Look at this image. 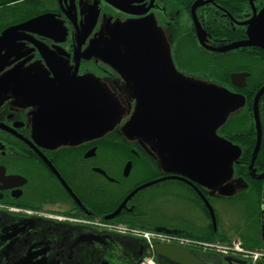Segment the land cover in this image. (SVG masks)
I'll return each instance as SVG.
<instances>
[{"label":"flooded vegetation","instance_id":"af4514ba","mask_svg":"<svg viewBox=\"0 0 264 264\" xmlns=\"http://www.w3.org/2000/svg\"><path fill=\"white\" fill-rule=\"evenodd\" d=\"M35 3L33 14L0 30V264H250L174 240L149 244L107 224L201 241L221 235L214 201L264 199V178H255L264 174L256 162L264 91L251 161L264 47L229 48L248 40L264 0ZM43 14L49 22L35 24ZM251 128L247 159L245 143L229 137ZM219 139L230 143L226 158ZM202 146L216 157L209 182L187 167ZM228 185L232 195H222ZM176 201L194 209V221L169 212ZM261 214L249 241L264 255Z\"/></svg>","mask_w":264,"mask_h":264},{"label":"rangeland","instance_id":"374dc122","mask_svg":"<svg viewBox=\"0 0 264 264\" xmlns=\"http://www.w3.org/2000/svg\"><path fill=\"white\" fill-rule=\"evenodd\" d=\"M126 50L130 51L129 48H127ZM217 141L222 142L221 139ZM234 147L236 148L235 156H237L238 154H240L241 147L239 145L238 146L234 145ZM206 149L207 148L203 146L194 148L192 150V154L187 164V167L188 168L190 167V170L201 171L202 172L201 178L204 181L209 182L211 181V179H214L215 177V172L214 170L211 169V167L213 166V164L214 166H216L215 165L216 157L213 152L208 151ZM229 171L231 172V176H232L233 175L232 162H230ZM262 187H263V193H264V183ZM254 193L255 192L250 193L251 195L248 196V199L246 198L244 200H241V202H238V203L236 202L227 203L226 201H223V202L214 201L213 204L215 205V209L217 211V214H215L216 230L219 234H221L218 237L224 235V237H226L229 243H231L232 240L242 242L243 238L251 239L252 237H255L257 233H259V229L261 226L260 225V212H262L261 215L263 217V222H264V199L262 197V193L260 196H256L254 195ZM259 198L261 201L258 203L256 199L259 200ZM262 199H263V202H262ZM251 200L256 201V203L251 204ZM168 205L171 206L169 212L171 211L173 213L175 212L176 214L175 216L181 215V218H183L184 221H188V220L194 221L193 212H192L194 211V209L192 207H183L178 201H176L175 203L168 204ZM251 217H253V220H251ZM189 230L194 231L193 228H190ZM238 235L242 236V239H238L237 238ZM251 250L256 251V249H252V248ZM229 254H238L242 258L252 260L251 258L244 257L241 253H229ZM258 259L259 258H257L256 261Z\"/></svg>","mask_w":264,"mask_h":264},{"label":"water","instance_id":"95a60500","mask_svg":"<svg viewBox=\"0 0 264 264\" xmlns=\"http://www.w3.org/2000/svg\"><path fill=\"white\" fill-rule=\"evenodd\" d=\"M51 15L49 14H43V15H39L33 19H35V22L32 20V21H23L21 23H18V24H13L11 25L10 27H8L7 29H16V30H21L23 31L25 28L27 29V27L29 26V24L31 23H35V24H38V25H44L48 22H46L48 20V18H50ZM6 29V30H7ZM135 27L133 26L130 30L127 31V27L124 28V33H130V34H134L135 33ZM5 32V31H4ZM3 32V33H4ZM2 33V34H3ZM247 33H248V40L244 43H239V44H235L233 46H230L229 48H232V47H237V46H240V45H255V46H260V47H264V9H262L258 15L250 22L249 26H248V30H247ZM110 43H113V42H110ZM228 48V49H229ZM127 59V58H125ZM130 59V58H129ZM131 60V59H130ZM139 85H142V83L137 79ZM264 91V87H262L255 95V99H254V108H253V111H254V118H255V129H256V143H255V146H254V150H253V153H252V159L251 161L254 160V157L259 149V146H260V141H261V125H260V122H259V118H258V112H257V99L259 97V95ZM236 101V99L232 102V104ZM200 109H201V106H200ZM212 117H214V114H212V116L210 117V119H212ZM208 119V120H210ZM192 143H195V142H192ZM219 144L223 147V157H228L229 153H231V151L228 150V147L230 145L229 142L225 141V140H222V142H219ZM228 163H227V160L225 159L223 161V167L227 166ZM252 167V164L249 165V168ZM256 179H262L264 178V174H261L259 176H256L255 177ZM224 191L222 192V195H225V196H228V195H232V186L228 185V186H225L224 187ZM117 212H115L114 214H111L109 216H107L106 219H110L112 218ZM210 215H211V218H212V222H213V225L215 224V217H214V213L212 211V209L210 208ZM157 231H165V232H171L169 230H166V229H162V228H157L156 229ZM155 250L159 253H164V251H167V249H162V247H155ZM164 250V251H163ZM171 252V250H170ZM180 255L178 256H182V253H178Z\"/></svg>","mask_w":264,"mask_h":264},{"label":"trees","instance_id":"16d2710c","mask_svg":"<svg viewBox=\"0 0 264 264\" xmlns=\"http://www.w3.org/2000/svg\"><path fill=\"white\" fill-rule=\"evenodd\" d=\"M35 1L37 0H0V30L6 25L16 23L20 20L25 19L28 15L33 14V11L36 10V3L34 5L32 4ZM247 135L249 137H247ZM229 138L234 142L236 141V142L245 143L246 146L244 148V156L248 159L255 142L253 128L245 130L244 133L239 132L234 135H231ZM259 153L260 154H258L256 162L257 163L260 162L261 168H263L264 164H262V162L264 161V155L262 154L261 150ZM259 189L261 192L262 186ZM128 224L135 226L131 223ZM196 238L200 240H216V239H219L221 241L227 240L226 237L224 236L218 237V236H210L206 234L197 235ZM249 240L250 239L243 238L242 239L243 245L252 248L254 244Z\"/></svg>","mask_w":264,"mask_h":264},{"label":"built area","instance_id":"2783aa9c","mask_svg":"<svg viewBox=\"0 0 264 264\" xmlns=\"http://www.w3.org/2000/svg\"><path fill=\"white\" fill-rule=\"evenodd\" d=\"M108 229H113L121 233L136 234L151 244L153 241H176L180 243L192 244L200 247L202 250L214 251L219 254L241 253L246 258H251L254 262L263 254L260 251H252L244 248L239 241H232L231 243H223L219 241H195L184 237L175 236L173 234L160 233L155 231H145L140 229H133L125 225L107 224Z\"/></svg>","mask_w":264,"mask_h":264},{"label":"crops","instance_id":"0c3cea01","mask_svg":"<svg viewBox=\"0 0 264 264\" xmlns=\"http://www.w3.org/2000/svg\"><path fill=\"white\" fill-rule=\"evenodd\" d=\"M221 237H223V236H221Z\"/></svg>","mask_w":264,"mask_h":264}]
</instances>
